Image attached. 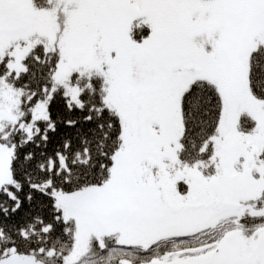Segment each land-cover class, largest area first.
Segmentation results:
<instances>
[{
    "label": "snow or ice",
    "instance_id": "snow-or-ice-1",
    "mask_svg": "<svg viewBox=\"0 0 264 264\" xmlns=\"http://www.w3.org/2000/svg\"><path fill=\"white\" fill-rule=\"evenodd\" d=\"M0 264H264V0H0Z\"/></svg>",
    "mask_w": 264,
    "mask_h": 264
}]
</instances>
